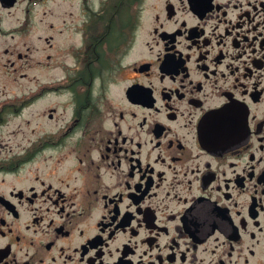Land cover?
Here are the masks:
<instances>
[{"label": "flooded vegetation", "instance_id": "af4514ba", "mask_svg": "<svg viewBox=\"0 0 264 264\" xmlns=\"http://www.w3.org/2000/svg\"><path fill=\"white\" fill-rule=\"evenodd\" d=\"M7 66L0 264H264V0H0Z\"/></svg>", "mask_w": 264, "mask_h": 264}, {"label": "rangeland", "instance_id": "374dc122", "mask_svg": "<svg viewBox=\"0 0 264 264\" xmlns=\"http://www.w3.org/2000/svg\"><path fill=\"white\" fill-rule=\"evenodd\" d=\"M11 68L9 66L7 67H0V73L4 74L6 76V84H7V88H16L18 87V82L19 83H24L25 80L24 79H18L16 81H14L13 79L15 78V74L11 73ZM24 70H18V72H23ZM28 72H30L28 70Z\"/></svg>", "mask_w": 264, "mask_h": 264}]
</instances>
